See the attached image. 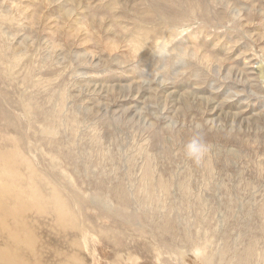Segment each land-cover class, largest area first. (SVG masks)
<instances>
[{
  "label": "rangeland",
  "instance_id": "1",
  "mask_svg": "<svg viewBox=\"0 0 264 264\" xmlns=\"http://www.w3.org/2000/svg\"><path fill=\"white\" fill-rule=\"evenodd\" d=\"M262 68L264 0H0V263L264 264Z\"/></svg>",
  "mask_w": 264,
  "mask_h": 264
},
{
  "label": "bare ground",
  "instance_id": "2",
  "mask_svg": "<svg viewBox=\"0 0 264 264\" xmlns=\"http://www.w3.org/2000/svg\"><path fill=\"white\" fill-rule=\"evenodd\" d=\"M262 69H264V68H262ZM3 153V152H2ZM4 156H5V154H4ZM8 158H11V157H8ZM5 159V158H4ZM6 160V159H5ZM10 164V163H9ZM6 166V165H5ZM8 167V166H7ZM10 176V175H9ZM12 185V184H11ZM8 187V186H7ZM7 187H5V189L7 188ZM2 190V189H1ZM7 191H11V190H7ZM38 191V190H37ZM0 192H2V191H0ZM3 193V192H2ZM5 193V192H4ZM10 193H12V192H9V196H11V194ZM14 193V192H13ZM12 193V194H13ZM22 193V192H21ZM6 194V193H5ZM5 198V197H4ZM11 199H12V196L10 197ZM16 198V197H15ZM18 198H19V196H18ZM8 199V198H7ZM13 199H14V197H13ZM22 199V198H21ZM5 200V199H4ZM11 201V200H10ZM22 201V200H21ZM30 201V200H29ZM4 202V201H3ZM32 202H34V201H32ZM10 203V202H9ZM18 204V203H17ZM24 204V203H23ZM22 204V205H23ZM60 205H62L63 206V204H61V202L59 203ZM8 205V204H7ZM40 205V204H39ZM14 206V205H13ZM17 206V205H16ZM21 206V205H20ZM9 207V206H8ZM8 207H6L4 204H2V203H0V213H3V214H7L8 212H9V214H10V212H11V210L8 208ZM15 207V206H14ZM13 207V208H14ZM23 207V206H22ZM58 207V206H57ZM64 207H65V205H64ZM17 208V207H16ZM55 208V207H54ZM17 209H22V208H17ZM16 209V210H17ZM62 209V208H61ZM40 210V209H39ZM42 210V209H41ZM57 210V209H56ZM69 210H70V208H69ZM18 211V210H17ZM22 211H24V210H22ZM21 211V212H22ZM59 211H62V210H59ZM14 212V211H13ZM20 212V211H19ZM19 212H17V216H18V214H19ZM58 212V211H57ZM69 212V211H68ZM58 215H59V213H57ZM56 214V215H57ZM61 214V213H60ZM64 214V213H63ZM62 214V215H63ZM2 215V214H1ZM0 215V221H3L4 220V216H1ZM69 215V214H68ZM68 215H66L67 217H68ZM8 216V215H7ZM61 216V215H60ZM65 216V215H64ZM13 218H15V217H13ZM13 218H11V216H10V219L12 220ZM57 218H58V216H57ZM64 218V217H63ZM9 219V218H8ZM66 219V218H65ZM64 219V220H65ZM17 220V219H16ZM15 220V221H16ZM61 221H62V219H61ZM3 222H6V221H3ZM8 223V222H7ZM13 223V222H12ZM19 223V222H18ZM62 223V222H61ZM17 223L15 222V225H16ZM2 227H3V225H1ZM4 226H5V224H4ZM8 226V225H7ZM19 227H21V226H19ZM8 229V228H7ZM6 228H5V230H7ZM5 230H3V231H5ZM19 230V229H18ZM0 231H1V229H0ZM8 231V230H7ZM11 232V231H10ZM27 232H29L28 230H27ZM30 235H32L33 236V234H31L30 233ZM19 237V236H18ZM14 238V237H13ZM23 238V237H22ZM19 239V238H18ZM26 239V238H25ZM29 238H27V240H28ZM21 240H19V242H20ZM21 243V242H20ZM71 243H73V242H71ZM75 243V242H74ZM22 244V243H21ZM24 244V243H23ZM8 245V244H7ZM17 246H19V245H17ZM15 247V246H14ZM3 248V247H2ZM20 248H21V245H20ZM15 250H17L16 248H14ZM6 250V249H5ZM14 250V251H15ZM8 252V251H7ZM14 253V252H13ZM18 254V253H17ZM14 256V255H13ZM68 256V255H67ZM15 257V256H14ZM74 257H76V256H74ZM0 259H4V260H6L8 263H10V262H12L13 260H12V258H11V255L9 254V253H6V252H1L0 251ZM18 260L20 261V259H19V257H18ZM73 260V259H72ZM23 261V260H22ZM1 263H2V261H1ZM0 263V264H1ZM37 263H38V261H37ZM5 264V263H4ZM17 264V263H16Z\"/></svg>",
  "mask_w": 264,
  "mask_h": 264
}]
</instances>
